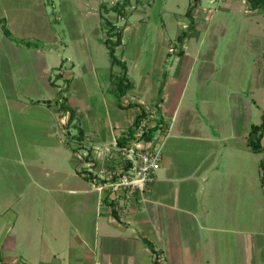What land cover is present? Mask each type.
I'll return each instance as SVG.
<instances>
[{
	"label": "crops",
	"instance_id": "crops-1",
	"mask_svg": "<svg viewBox=\"0 0 264 264\" xmlns=\"http://www.w3.org/2000/svg\"><path fill=\"white\" fill-rule=\"evenodd\" d=\"M0 11L4 16L9 12ZM11 32L9 38L0 27V74H8L13 86L10 92H0L5 103V119L0 115V130L5 132L0 138V264H160L158 254L166 264H216L221 254L218 233L229 230L224 225L232 223L220 218L214 194L223 186L232 189V181L224 180L232 176V170L206 164L204 154L199 166L176 179L170 173L172 161L162 152L156 178L145 191L122 188L116 196L108 188L100 189L80 172L88 164L82 165L76 145L109 144L133 124L139 108L120 106L116 94L113 76L122 75L123 69L115 72L112 63L107 88L101 90L105 114H94L91 121L85 112L93 115L94 104L87 109L85 100L71 97L75 90L70 74L75 65L61 58L59 47L66 50L68 46L57 30L51 28L54 35L45 38L53 42L42 43L28 39L26 33L16 37ZM122 45L123 41L116 48ZM164 77L168 91L158 101L146 104L147 90L129 99L128 92L136 88L130 76L134 87L121 99L124 106L140 104L148 112L149 124L153 114L155 123L162 119V127L153 135L161 149V138L171 133L174 119L181 114L184 122L190 118L189 139L213 145L224 142V147L239 136L247 145L251 126L262 122L252 123L253 108L248 106V117L240 127L231 119L219 124L218 135H213L196 111L184 105L188 77L168 75L166 70ZM163 90L161 84L159 93ZM82 94H87L86 87ZM167 95H174L170 104ZM108 97L111 102L105 101ZM126 110L134 113L130 124L122 125ZM243 115L237 118L244 120ZM69 137H73L72 146L67 144ZM198 192L211 193L207 203L197 202Z\"/></svg>",
	"mask_w": 264,
	"mask_h": 264
},
{
	"label": "rangeland",
	"instance_id": "rangeland-1",
	"mask_svg": "<svg viewBox=\"0 0 264 264\" xmlns=\"http://www.w3.org/2000/svg\"><path fill=\"white\" fill-rule=\"evenodd\" d=\"M122 1L0 0V8L9 11L6 16L0 11V18L6 19L7 26L16 37L26 33L31 37L28 39L42 43L47 41V36L54 35L51 28L57 30L68 46L66 50L59 47L61 58H68V64L75 65L70 74L75 90L71 97L85 100L87 109L94 104L93 115L85 112L91 121L94 114H105V93L101 90H106L112 71L109 50L101 40L106 37L99 17L101 5L105 3L110 8ZM142 1L144 3L138 6H128L125 17H119L114 11L106 14L117 22L119 29L124 30L123 45L116 48V55L126 61L129 76L136 83V88L128 92V98L134 99L140 95L139 92L147 90L144 102L158 101L168 91L167 78L164 77L166 70L168 75L188 77L184 105L186 108L189 106L192 112L193 109L196 111L213 135H218L219 124L231 119L232 124L236 120L240 127L248 117V106L253 108L252 123L260 122L264 113V11H251L247 0H201L198 12L195 11L191 20L186 12L193 0ZM131 2L136 5V0ZM103 12L106 13L105 10ZM185 30L187 39L178 40V35ZM183 41L184 55H179L178 51L169 53L171 46L178 48ZM113 69L116 72L123 68L116 64ZM8 76L4 72L0 74V92L1 89L12 91ZM113 77L116 80V76ZM161 84H164V90L159 93ZM85 87L87 94L84 96ZM173 96L167 95L169 104ZM207 96L211 100H207ZM110 99L108 97L105 101ZM0 110L5 119L1 93ZM133 113V110L124 112L122 125L130 124ZM239 113L244 114V120L237 118ZM152 116L150 124L155 123L156 115ZM189 120L184 122L181 114L178 120L174 119L171 133L161 138L162 152L172 161L170 173L176 179L187 175L192 167L199 166L204 154L208 156L206 164L214 168L218 164L223 169L232 170V176L224 178L232 181V189L223 186L219 194H214L220 218L232 223L224 225L229 230L218 233L221 236V254L215 258V263L264 264V169L261 166L264 152L251 151L242 136L227 141V147H224V142L217 141V145H213L189 139L186 132ZM4 134L0 130V138ZM69 142L72 146L73 137L67 139V144ZM93 144L89 142L87 145L92 147ZM78 146L79 143L77 149ZM78 150L77 157L84 165L85 161L80 156L85 149ZM95 162L91 171L97 176L94 182L98 184L101 180L104 183L102 180L110 166L103 156L97 157ZM210 195L198 192L197 202L204 200L207 203Z\"/></svg>",
	"mask_w": 264,
	"mask_h": 264
},
{
	"label": "trees",
	"instance_id": "trees-1",
	"mask_svg": "<svg viewBox=\"0 0 264 264\" xmlns=\"http://www.w3.org/2000/svg\"><path fill=\"white\" fill-rule=\"evenodd\" d=\"M201 2V0H193V3L189 6L186 14L187 16L191 17V14L194 10V8ZM250 3V9L251 10H262L264 11V0H248ZM144 3L142 0H136V5H133L131 0H123L122 2H117L112 7H107L105 3H102L101 9V23L105 32L106 37L102 40L103 43L107 46L109 50V55L111 57V61L113 64H118L122 66L124 73L120 76L116 77L115 83H116V94L119 99V105L126 108L136 107L139 108V113L135 117L133 124L128 128V130L121 136L117 138V143L120 146H124L129 140L136 139L137 132L142 126L144 129V132L142 136L140 137L141 140H144L147 143H150L153 140L154 133L162 127V119H159L156 121L155 124L150 125L148 121V112L138 103L136 102H130L128 105L124 106L121 103L122 97L134 87L133 81L128 76V66L126 61L121 60L116 55V47L120 46L123 41V31L122 29H119L117 26V22L110 19L106 14L110 11H114L118 14L119 17H125L126 15V8L128 6H138L140 4ZM106 11L104 13L103 11ZM0 24L4 30V33L11 37L12 32L7 26V22L5 18H0ZM187 32L184 31L181 33L178 37V40H182L186 37ZM31 44V42H27ZM179 54H183V50L178 51ZM65 104L62 103V106ZM264 114L262 116V122L260 124H253L251 126V130L249 132V135L247 137V145L250 147V149L256 153L264 152ZM261 166L264 169V159L261 161ZM84 175H86L87 178L93 180L96 176L89 170V169H83L80 171ZM262 179H264V174L262 176ZM104 181V180H102ZM110 204V203H109ZM112 205V204H111ZM113 215H117V213L112 210ZM150 245L151 243L148 242Z\"/></svg>",
	"mask_w": 264,
	"mask_h": 264
},
{
	"label": "built area",
	"instance_id": "built-area-1",
	"mask_svg": "<svg viewBox=\"0 0 264 264\" xmlns=\"http://www.w3.org/2000/svg\"><path fill=\"white\" fill-rule=\"evenodd\" d=\"M179 50L180 46L178 48L171 46L169 52ZM143 132L144 129L141 126L136 139L129 140L124 146L118 145L117 139L109 144H93L92 147L85 144L78 146V149H85L80 159L88 164L90 171H93L92 167L96 163V158L101 156L105 157L107 166L111 167L107 169L106 177L103 178L104 183L98 180L100 189L108 188L118 196L122 188L145 191L154 182L162 162V149L154 143V139L150 143L141 140ZM100 176L102 177L101 174ZM96 177L94 181L97 180ZM156 259L160 264H166L161 254H158Z\"/></svg>",
	"mask_w": 264,
	"mask_h": 264
}]
</instances>
